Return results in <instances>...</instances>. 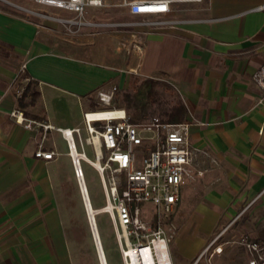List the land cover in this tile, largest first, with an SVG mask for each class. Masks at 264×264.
<instances>
[{"label":"crops","instance_id":"0c3cea01","mask_svg":"<svg viewBox=\"0 0 264 264\" xmlns=\"http://www.w3.org/2000/svg\"><path fill=\"white\" fill-rule=\"evenodd\" d=\"M35 4L39 8L12 3L43 13L46 6ZM263 5L203 0L147 17L174 24L121 28L119 37L127 46L140 42V50L117 60L111 30L86 27L68 35L57 21L0 4V264H73L63 206L65 179L74 177L66 140L55 129L44 138L41 129H24L10 111L21 108L55 128L83 127L84 113L106 108L99 91L128 88L127 68L172 87L186 109L190 143L206 153L198 161L203 175L182 187L174 211L179 227L169 248L173 264H192L215 229L224 232L241 216L239 230L264 242V231L251 228V220L264 221V102H258L261 89L253 78L264 64ZM98 10L90 9L87 18L98 21L92 14ZM29 82L21 107L16 90ZM40 144L54 152L51 159L35 157Z\"/></svg>","mask_w":264,"mask_h":264},{"label":"built area","instance_id":"2783aa9c","mask_svg":"<svg viewBox=\"0 0 264 264\" xmlns=\"http://www.w3.org/2000/svg\"><path fill=\"white\" fill-rule=\"evenodd\" d=\"M33 2L61 9L74 15L72 19L53 17L29 11L34 15L57 21L62 27L90 26L97 28L170 27L169 19L151 20L147 17L163 15L181 5L201 4L203 0H122L131 16L141 20L111 23L87 18L90 9L106 6V0H32ZM264 10V5L260 7ZM24 65H22V69ZM21 69V70H22ZM253 78L261 89L259 103L264 102V64ZM24 87L16 90L22 96ZM115 88L99 91V101L106 108L83 114V127L72 130L55 128L49 123L27 117L21 108L9 115L24 129H41L43 137L49 130H57L67 143L78 184L82 178L79 162L84 161L97 173L103 195L101 212L108 214L116 237L121 264H173L169 243L176 232L172 215L181 198L182 187L203 175L198 167L199 157L206 153L189 141L188 121L167 122L158 117L131 122L126 110L111 107ZM82 131L86 133L82 135ZM73 134L79 143L76 161L72 150L77 151ZM89 145L93 158L89 159L83 146ZM35 157L51 159L53 151L45 152L40 144ZM142 205V207H140ZM220 234L212 239L197 255L192 264H210L213 256L223 251L216 244ZM237 243L248 254L246 264H264V242L241 236ZM224 244V243H223Z\"/></svg>","mask_w":264,"mask_h":264},{"label":"rangeland","instance_id":"374dc122","mask_svg":"<svg viewBox=\"0 0 264 264\" xmlns=\"http://www.w3.org/2000/svg\"><path fill=\"white\" fill-rule=\"evenodd\" d=\"M10 3L1 2L6 9L13 11L18 14H26L31 18H36V15L33 13H29L24 11L23 9H19L12 5V3L17 5H26L31 8H39V5H36L32 0H8ZM24 7V6H23ZM43 7V6H42ZM126 8L122 4V0H106V6L98 11H94L92 14L95 18L100 21H106L111 23H122V22H130L132 19L126 13ZM43 13L53 16L60 17L62 19H72L74 15L70 12L61 10V9H51L49 7L42 8ZM41 13V12H38ZM40 18V16L38 17ZM40 19L49 21L51 19H46L41 17ZM60 24V23H59ZM86 27L90 26H70L68 29L62 27L63 32L68 35H75L83 31L84 29H88ZM123 27L118 28H97L93 27L91 31L93 32H104L111 30L110 36L114 39L115 44V59L120 60L121 55L126 56L131 53L138 54L139 53V43L133 42L132 45H126L124 39H121V35H123ZM100 29V31H98ZM130 29V28H126ZM125 30V28H124ZM71 37V36H70ZM131 74L129 86L127 89L121 90L118 89L115 91L112 100L111 107H123L130 119H136V122L146 121L150 117H158L162 121H166L168 119V114H170V110L177 106L178 104H182L180 97L178 94L169 86L167 83L163 81H158V84L153 88V92L150 96H146L145 94H140L137 96L138 88L142 83L143 79L135 75L132 69L127 68L124 70ZM25 87V86H24ZM259 102V101H258ZM77 148H79L78 141L76 139ZM89 157L92 158L91 151L87 147L86 149ZM81 168L84 175L85 184L88 190V195L90 198V202L92 207L97 210L101 209L104 206V195L101 187V183L96 171L84 161H81ZM64 212H65V228L67 229L68 241L71 246V261L73 264H99L98 256L94 247V241L92 238V234L90 231V226L88 223V219L86 216L85 208L83 206L81 193L79 191L77 185V178L74 173V177H67L65 179V187H64ZM142 207V205H140ZM261 212H257L254 216H259ZM237 218L235 221H231L226 231L223 232V229H215V232L210 237V239H214L217 235L221 234L216 244H222L223 251L215 255L211 258L210 264H246L247 254L243 250V248L237 243V239L241 236H246L249 239H259L251 235V237L239 230L241 224L244 223L243 218ZM96 227L98 231V235L101 241L102 249L106 258L107 264H121L120 251L118 247V243L116 237L113 232V227L110 221L108 214L99 212L95 215ZM172 220L176 224V232L174 237L171 239L169 243V248L171 249L173 243H176L175 237L178 231V221L174 218V213L172 215ZM181 226V225H180ZM251 228L255 231L262 230L264 231V221H259L257 219L251 220ZM183 226L180 227V232L178 235H182ZM224 243V244H223ZM187 262L186 264H189ZM174 264H180L178 262H174Z\"/></svg>","mask_w":264,"mask_h":264},{"label":"trees","instance_id":"16d2710c","mask_svg":"<svg viewBox=\"0 0 264 264\" xmlns=\"http://www.w3.org/2000/svg\"><path fill=\"white\" fill-rule=\"evenodd\" d=\"M30 84L31 83L29 82L25 85L22 96L19 98L21 107L24 105L22 100L24 99V96L27 94ZM156 84H158V82L153 79H150V78L144 79L138 88L139 91L137 92V96L140 94H145L146 96H150ZM185 113H186V109L184 105L178 104L177 106H174L170 110V114H168V119L166 121L167 122H181L183 121V116ZM130 121L136 123L137 120L130 119Z\"/></svg>","mask_w":264,"mask_h":264},{"label":"bare ground","instance_id":"6f19581e","mask_svg":"<svg viewBox=\"0 0 264 264\" xmlns=\"http://www.w3.org/2000/svg\"><path fill=\"white\" fill-rule=\"evenodd\" d=\"M77 153H78L77 151L72 150V155H73L75 161L78 158V156H77L78 154ZM80 163L81 162H79V164L77 165V168H80L81 169V173H82V178L79 177L80 185H81V189H82V193H81L80 188H79V190H80V193H81V198H82L83 206L85 208L86 216H87V213H88L89 219H90L91 222H92V217H93L94 226H95V229H96V232H97V235H98V231H97V227H96V220H95V215L96 214H93L92 213L93 216L91 217V212H93L95 209L92 207L91 202H90V199H89V195H88V191H87V188L85 186V183H84L83 171H82V168H81V164ZM89 206H90V209H89ZM97 210H98V213L101 212L100 209H97ZM87 219H88V216H87ZM92 227H93V223H92ZM93 230H94V227H93ZM94 235H95V232H94ZM95 238H96V236H95ZM98 240L100 242V246H101V249H102V245H101V241H100L99 235H98ZM96 242H97V239H96ZM102 253H103V257H104L105 264H107L106 263V258H105L104 252H103V249H102ZM100 259H101V263L104 264L103 263V259L101 257V254H100Z\"/></svg>","mask_w":264,"mask_h":264},{"label":"water","instance_id":"95a60500","mask_svg":"<svg viewBox=\"0 0 264 264\" xmlns=\"http://www.w3.org/2000/svg\"><path fill=\"white\" fill-rule=\"evenodd\" d=\"M79 188H80L81 193H82V189H81L80 183H79ZM89 209H90V206H89ZM92 213L93 214H97L98 210H94L93 212H91V217L93 216ZM87 216H88V223H89V226H90V231H91L92 238H93V241H94V246H95V250H96V253H97V256H98L99 263L102 264L101 263V259H100V254H101V257L103 259V263L105 264L103 253H102V249H101V246H100V242L98 240V235H97V232H96V229H95V226H94L93 217H92V222H91L90 219H89L88 213H87ZM92 223H93L94 230H93V227H92ZM94 232H95V235H94ZM95 236H96V238H95ZM96 239H97V242H96Z\"/></svg>","mask_w":264,"mask_h":264}]
</instances>
